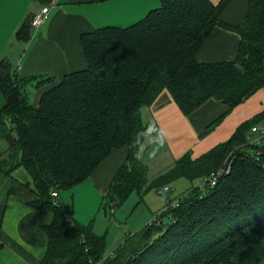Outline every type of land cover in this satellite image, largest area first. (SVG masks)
I'll list each match as a JSON object with an SVG mask.
<instances>
[{
  "label": "trees",
  "instance_id": "16d2710c",
  "mask_svg": "<svg viewBox=\"0 0 264 264\" xmlns=\"http://www.w3.org/2000/svg\"><path fill=\"white\" fill-rule=\"evenodd\" d=\"M231 1L160 0L159 7L127 28L81 34L87 66L59 81L20 79L8 63H0L5 99L0 171L9 176L17 168L25 170L36 198L27 206L53 216L43 229L48 243L40 264H264V141L250 142V130L264 120V111L238 125L227 141L196 159L185 154L153 179L148 180L147 167L136 158L148 137L141 111L161 91L169 92L184 116L208 99L226 105V112L204 128V138L264 89V0H247L242 25L222 20ZM216 27L238 35L236 55L229 62L199 63L196 53ZM17 37L26 38L22 32ZM31 81L38 89L51 84L37 106L25 92ZM122 146L128 157L101 204L110 215L133 192L143 197L180 179L201 182L226 160L229 170L213 187L192 188L177 206L167 205L104 260L106 240L94 233L93 221L71 220L52 194L82 183L111 150Z\"/></svg>",
  "mask_w": 264,
  "mask_h": 264
},
{
  "label": "crops",
  "instance_id": "0c3cea01",
  "mask_svg": "<svg viewBox=\"0 0 264 264\" xmlns=\"http://www.w3.org/2000/svg\"><path fill=\"white\" fill-rule=\"evenodd\" d=\"M160 5V0H0V63H8L20 79L42 76L59 81L65 75L83 70L87 66L79 44L81 34L102 27L127 28L142 20L149 11ZM44 6L49 7L48 19L39 28L31 27L29 23L31 15L39 12ZM224 22L236 24L229 18ZM20 32L26 37L25 40L17 37ZM238 40L236 33L216 27L196 53V61L229 62L236 55ZM33 84L36 85V82L31 81L27 84L25 88L27 96H29L27 87L30 85L34 88ZM50 85L46 83L42 88L35 89L32 95L33 106L38 105L40 95ZM262 91L264 90L255 93L233 111L245 108L244 111L248 112L251 109L248 103ZM4 103L5 99L0 92V109ZM226 110V105L221 101L208 99L189 116H184L169 92L161 91L156 100L141 111V122L147 130L151 126H156L157 132L152 136L162 134L164 145L154 157H151L149 153L152 152L154 145L148 143L147 135L139 150L142 164L155 175L171 168L177 159L187 153L191 152L193 159L204 155L214 147L209 146L211 145L209 141L205 143L214 129L205 136L206 139L201 137V133ZM233 111L216 127V130L230 127L231 132L227 139L241 124L226 121V117ZM128 153L126 146L111 150L86 180L73 189L65 190L68 192L63 193L61 198L58 196V201L65 205L69 215L71 212V220L82 225L93 221V231L98 236L102 234L100 227L96 225L94 209L100 201L102 202L107 187L120 166L125 163ZM29 183L30 178L22 168L15 169L9 176L0 171V243L3 244L0 264H40L44 258L48 242L43 229L51 223L53 216L47 211H35L27 206L36 200L34 192L28 186ZM65 194L71 198L72 203H75L78 197L85 205L92 203L90 213L77 215L73 210L69 212ZM148 194L144 196L148 197ZM129 198L123 205L127 204L131 199ZM139 199L142 200L140 196ZM148 210L150 211L149 208ZM104 215L107 216V213ZM148 221L147 212L145 222ZM126 235L118 236V244Z\"/></svg>",
  "mask_w": 264,
  "mask_h": 264
},
{
  "label": "rangeland",
  "instance_id": "374dc122",
  "mask_svg": "<svg viewBox=\"0 0 264 264\" xmlns=\"http://www.w3.org/2000/svg\"><path fill=\"white\" fill-rule=\"evenodd\" d=\"M210 1L215 2V0H210ZM247 5H248L247 0H232L230 6L222 14L221 16L222 20L225 21V19L229 18L231 19V22H236V24L234 25H242L245 19L244 15L247 9ZM33 86L34 88L30 85L27 87L30 96L29 98L31 105L33 102L32 95L36 89V85L33 84ZM248 105L251 106V109L248 112L244 111L245 108L234 110L231 115L226 117V121L231 123L235 121V122H240L242 124L248 122L249 120H252L253 117L257 115L262 114V112L264 111V91H262V93H260L259 95L253 97L252 100L248 103ZM255 123L257 124L254 125L253 127L261 128L264 126V120L255 121ZM223 128L224 127H221V129L219 130H216L217 128H215L211 133L209 132L211 136L208 137L207 140H205V143H207L206 141H209V143H211V145L209 146L215 147V144L217 146L218 142L222 143L221 141H224L221 139H227V137L230 135L231 129L230 127L229 128L225 127V129ZM223 163L224 164L222 165V168L228 165L227 160L224 161ZM164 171H160V172H164ZM160 172L154 175L153 173H151V169H150V172L148 171L147 173L148 180L155 178L156 175L158 176L159 174H161ZM200 185H201L200 180H194L190 182L187 179H180L177 180V182L170 184L167 187V189L164 188L162 190H159V192L163 191L162 195H160L159 192L152 191L148 194V197L145 196L141 197L142 200H140L139 196L133 192V194L130 197L131 199L129 198L130 200L127 202V204H124L122 208H119L118 211L116 210V212H114L115 214L113 215H110L108 211H105L107 210V208L106 207L103 208L102 205H100L102 203L100 201L94 209L95 211L94 216L97 219L96 225L100 227L101 234L103 237H105L106 240L103 259L105 260L107 257L111 256L112 253L125 242L123 239V241H121L120 244H118L119 242L118 236H120V234H123V236H125L127 233L134 235V233H136L143 227L149 225V223L156 216H158L164 210H166L167 205L172 206L174 204H177L179 199L186 196L187 193L192 190V188L200 187ZM67 192L68 191H64V190L61 191L59 194L60 198L63 196V193H67ZM203 194H205V192H201V195ZM64 198H66L67 200L66 204H68L69 206L67 207V210H69V212L70 210L71 211L73 210V212H76L77 215H84L86 213H90V210L92 208L91 205L92 203H89V205H85L79 197L77 200H75V203H72L71 198L68 197V195L66 194L64 195ZM148 208L150 209V211L148 210ZM147 212H148L149 221L145 222V215L147 214ZM104 213H107V216L104 215ZM109 249H114V250L109 251Z\"/></svg>",
  "mask_w": 264,
  "mask_h": 264
},
{
  "label": "built area",
  "instance_id": "2783aa9c",
  "mask_svg": "<svg viewBox=\"0 0 264 264\" xmlns=\"http://www.w3.org/2000/svg\"><path fill=\"white\" fill-rule=\"evenodd\" d=\"M48 14H49V7L44 6L42 7L39 12H36L35 14L31 15L29 23L31 24V27L34 28H39L42 24L45 23V21L48 19ZM155 132H157V127L156 126H151L147 130L148 135H152ZM250 142L253 145H260L264 141V126L261 128H256L252 127L250 130ZM229 170V163L228 165L224 166L223 168L221 167L220 171L211 174L210 176H207L203 180H201V186H208V187H213L217 180L219 179L218 177L222 173H226ZM52 198L58 199V196L56 193L52 194ZM173 207L177 206V204L172 205Z\"/></svg>",
  "mask_w": 264,
  "mask_h": 264
},
{
  "label": "clouds",
  "instance_id": "9594fccd",
  "mask_svg": "<svg viewBox=\"0 0 264 264\" xmlns=\"http://www.w3.org/2000/svg\"><path fill=\"white\" fill-rule=\"evenodd\" d=\"M148 143L154 145L152 152L149 153V155H150L151 157H154L155 154L159 151V149H160L161 147H163V145H164V139H163L162 134L157 133V134L154 135V136L149 135V137H148ZM136 158H137V159L142 158L140 152H137V154H136Z\"/></svg>",
  "mask_w": 264,
  "mask_h": 264
}]
</instances>
